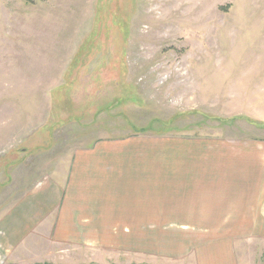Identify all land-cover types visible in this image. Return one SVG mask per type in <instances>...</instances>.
<instances>
[{
    "label": "rangeland",
    "instance_id": "rangeland-1",
    "mask_svg": "<svg viewBox=\"0 0 264 264\" xmlns=\"http://www.w3.org/2000/svg\"><path fill=\"white\" fill-rule=\"evenodd\" d=\"M105 144L153 159L161 204L202 223L144 225L128 252L9 245L27 196ZM251 197L264 203V0H0V264H264V224L230 223Z\"/></svg>",
    "mask_w": 264,
    "mask_h": 264
},
{
    "label": "crops",
    "instance_id": "crops-1",
    "mask_svg": "<svg viewBox=\"0 0 264 264\" xmlns=\"http://www.w3.org/2000/svg\"><path fill=\"white\" fill-rule=\"evenodd\" d=\"M143 161L142 154L111 152L106 144L72 154L69 163H60L54 175L32 191L9 216L6 241L9 245L23 241L24 252L41 247L42 240L74 250L128 252L129 241L142 243L144 240V225L201 224L190 213H177L176 208L192 209V200H187L191 204L177 207L175 203L161 204L158 168L151 163L153 159H148V163ZM191 192L184 198L191 199ZM175 193L172 192L170 200L175 201ZM216 193L200 191L199 199H224L222 195L216 198ZM251 198L254 204L246 206L247 221L237 213L231 224H264V203L257 202L261 198ZM236 207L244 206L237 204ZM199 208H208V205L200 204ZM156 244L157 249L153 248L152 252H159ZM138 250L136 247L133 252H143Z\"/></svg>",
    "mask_w": 264,
    "mask_h": 264
}]
</instances>
